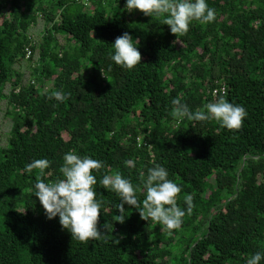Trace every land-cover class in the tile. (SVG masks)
<instances>
[{"label":"trees","instance_id":"trees-1","mask_svg":"<svg viewBox=\"0 0 264 264\" xmlns=\"http://www.w3.org/2000/svg\"><path fill=\"white\" fill-rule=\"evenodd\" d=\"M29 1L0 0V103L11 122L0 135V264H247L264 251V0H207L215 21H193L185 35L163 17L120 14L126 0ZM125 32L142 54L131 70L110 59ZM220 98L246 109L241 129L173 115L174 99L195 112ZM69 151L103 162V240L73 239L34 196L38 181L63 178ZM43 159V171H27ZM157 165L181 187L186 214L171 234L128 205L118 222L120 199L99 183L120 173L142 203Z\"/></svg>","mask_w":264,"mask_h":264},{"label":"clouds","instance_id":"clouds-1","mask_svg":"<svg viewBox=\"0 0 264 264\" xmlns=\"http://www.w3.org/2000/svg\"><path fill=\"white\" fill-rule=\"evenodd\" d=\"M125 8L129 13L139 10L146 16L163 17L165 24L170 26L175 35L187 34L193 21L207 24L216 19V11L209 6L207 0H126ZM138 45V40H134L130 33L125 32L112 44L114 53L110 55V59L124 69H134L142 61ZM53 95L57 101L67 98L60 91ZM213 95L215 96V93ZM172 104L173 115L177 120H214L229 130L241 129L247 117V111L242 105L231 103L225 98L209 102L203 109H197L195 112L179 99H174ZM63 161V178L51 183L38 181L34 185V196L39 198L47 218L52 220L59 217L61 226L71 233L73 239L85 243L105 239L106 233L98 227L102 201L97 198V190L94 187L97 184L94 173L99 174L104 166L103 162L90 156H80L74 151L66 153ZM48 163L46 159L34 160L27 165V171H43ZM99 183L109 192H115L120 199L117 205L118 222H125V205H128L135 207L143 220L157 222L167 229L169 234L181 227L186 214L177 204L181 187L169 179L165 167L157 165L149 169L144 181L146 198L142 203L131 180L120 173L106 174ZM191 203L192 199L188 197V212L191 211ZM262 261L264 251H258L247 260V264H261Z\"/></svg>","mask_w":264,"mask_h":264},{"label":"rangeland","instance_id":"rangeland-1","mask_svg":"<svg viewBox=\"0 0 264 264\" xmlns=\"http://www.w3.org/2000/svg\"><path fill=\"white\" fill-rule=\"evenodd\" d=\"M35 0H30L29 2H34ZM52 1L54 0H43L44 4L46 6H49ZM89 6H92L91 3H89ZM120 14H122L124 11H127L124 5H121L120 7ZM43 26H44V21L40 20L38 23L35 24L34 29L32 30L33 36L40 41V39L42 38V30H43ZM60 39H62L64 41L63 37H60ZM17 68L20 69L23 73H25V78L28 80L29 75L30 74V67L28 66V62L23 61L22 63H20L19 65H17ZM10 86H8V88L6 89L7 91L10 90ZM5 101H2L0 103V135L1 134H7V132L11 129V125H10V119L9 117H7L6 115V105H5ZM7 140V136L4 135V137L0 136V141L2 143H5Z\"/></svg>","mask_w":264,"mask_h":264},{"label":"built area","instance_id":"built-area-1","mask_svg":"<svg viewBox=\"0 0 264 264\" xmlns=\"http://www.w3.org/2000/svg\"><path fill=\"white\" fill-rule=\"evenodd\" d=\"M222 89H223V93H225L226 92V87L224 86V87H222Z\"/></svg>","mask_w":264,"mask_h":264}]
</instances>
